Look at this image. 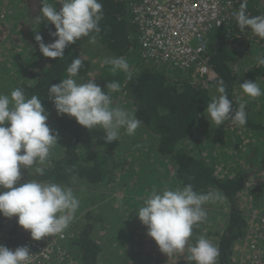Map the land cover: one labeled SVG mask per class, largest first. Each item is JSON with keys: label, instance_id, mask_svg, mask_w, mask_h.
I'll return each mask as SVG.
<instances>
[{"label": "trees", "instance_id": "1", "mask_svg": "<svg viewBox=\"0 0 264 264\" xmlns=\"http://www.w3.org/2000/svg\"><path fill=\"white\" fill-rule=\"evenodd\" d=\"M141 1L99 0L103 5V19L99 24L101 31L99 34L95 32L91 34L112 58L124 57L127 61L136 62L139 65L137 73L132 75L133 72L130 70L131 79L128 78L129 74L123 71L118 70L113 73L110 64L105 65L98 76H94L95 82L105 92L107 83L118 81L120 90L110 93L113 104L120 106L124 104L123 101H127L131 107V114L142 121L132 136L127 135L124 129H121L119 136L122 139L114 141L112 146H108L102 140L105 136L104 132L93 133L97 129L88 130L80 126L75 118L58 115L55 105L49 97V87L59 84L62 79L67 78L66 69L77 57L81 59L82 67L74 79H81L78 83L92 80L90 78L91 63L83 55L88 51L93 57L90 37H82L75 44H70L65 49L62 59L53 60L44 57L39 50L35 35H41L43 42L49 44L55 39L50 33L55 32L56 29L42 17L41 0H23L27 13L17 16L18 20L15 23L10 22L0 26V94L10 95L12 90L19 88L26 98L37 96L49 114L47 121L49 127L59 134L58 144L51 148L46 163L34 165L25 175H21V183L37 180L58 183L66 187L84 183L93 188L111 184L114 174L109 169L108 162L112 157L108 156V158L106 155L98 153L94 155L93 161L87 164L81 157V148H85L90 156L91 152H100V149H113L119 152L137 151L136 158L141 159L142 152H147V155L150 154L152 159L153 157L158 158L161 164L163 159H168L176 168V177L173 182V184L176 183V188H183L191 184L196 192H213L219 194L217 199H224L223 197L225 200L227 199L230 211L228 214L226 213L223 232L219 236V241H216L219 249L216 264H241L234 258L238 256L237 245L246 238L248 233L243 216L248 208L242 204L241 196L248 191L251 196H254L255 201L264 199L262 192L255 191L258 188L264 191V187H255L250 173L239 169L236 174L234 172L226 173L225 178H220L215 170V162L209 158H201L192 147L189 150V145L186 146V143L196 133L195 129L199 128L198 125L201 124L202 119L206 117L205 110L207 104L213 99L214 92L217 91L218 81L221 79L224 81L228 98H233L234 91L239 84V75L234 66L241 62L240 52L253 58L264 56L262 55L264 54V39L253 35L250 28L241 31L234 19L224 30L211 35L208 48L204 53L209 64V73L204 77L199 76L194 70L176 69L177 67L169 63L166 64L164 61L142 60L138 52L139 38H137V32L132 25L131 17L134 5L140 4ZM234 1L237 11L245 2V0ZM48 2L55 6L57 11L62 8V0H48ZM246 3L248 15H264V0H246ZM37 17L41 19L37 20ZM39 22H45L43 28L39 26ZM36 23L37 26H35ZM42 62L44 64L41 67ZM40 67L42 69L38 70ZM176 70L188 73V78L195 80L173 81L174 79L170 75ZM260 78H264V65L258 64L256 67H251L244 75V81H255ZM232 104L234 108L233 101ZM250 110L251 108L246 106V125H235L230 119L228 122L225 121L222 127L228 131H237L239 127L255 128L263 133L264 124L261 125V121L254 115L251 116ZM246 133L247 131L243 130L239 136L241 144ZM145 134L151 136L153 141L145 140ZM231 146H234V142ZM147 147L149 150L145 151ZM142 164L145 169V160L142 161ZM154 165L155 163H152L151 167ZM37 166L44 167L43 175L35 172ZM142 172L141 170L138 172V182L161 186L160 180H155V173L143 174L144 172ZM126 174L130 176L131 171H127ZM135 174H137L136 165ZM142 191L145 193L144 188ZM161 191V188L157 190V192ZM133 192V190L129 191L130 197H134ZM151 193L149 192V195ZM126 201L130 200L126 198ZM135 202L139 201L136 199ZM211 203L213 202L211 201ZM222 204H224V200L213 203L214 207H221ZM135 210L137 209L135 208ZM222 210L223 208L218 209V212ZM76 214L74 217H77ZM122 214L125 215L124 212ZM107 217H110L109 213L98 215V213L92 212L87 216L86 224L82 225L80 233H78L79 228L77 227L76 235L73 236L71 242H73L74 250L77 253L81 252V264L116 263L118 255L115 253L106 261L102 259L103 248L100 242L102 239L99 237L101 225L98 222H101L103 218L104 221H107ZM4 220H9L15 231L12 228L9 232L10 240L4 241L1 245L9 249L21 247L30 237V232L27 235V231L18 225L16 217L9 219L0 215V221ZM139 222V227L136 225L134 227L125 218L121 231L116 234V237L108 235L104 239L107 243L117 241L123 244V240L126 241L131 251L124 255V262L127 259L132 262L135 258V264H194L187 260L188 251L182 255L175 254L178 256L175 263L172 260L174 255L172 258L167 257L162 260L157 258L154 261L153 248L144 237L148 230L141 221ZM128 227L130 230H127ZM194 227L193 235L190 237L193 245L198 240L197 237H194V232L197 231ZM135 234L138 235V240H135ZM155 249H159L158 245ZM107 252L113 251L109 248ZM184 255L186 257H180Z\"/></svg>", "mask_w": 264, "mask_h": 264}, {"label": "clouds", "instance_id": "2", "mask_svg": "<svg viewBox=\"0 0 264 264\" xmlns=\"http://www.w3.org/2000/svg\"><path fill=\"white\" fill-rule=\"evenodd\" d=\"M41 4L42 17L56 29L50 33L55 39L49 44L43 42L41 35H35L43 56L53 60L62 59L70 44H75L82 37H90L93 57L88 51L85 53L89 56L85 53L83 55L91 63L90 74L93 69L100 68L109 54L99 41H95V36L91 35L101 31L99 24L103 19V5L99 0H62V8L59 11L48 0H41ZM246 8L245 0L234 13L238 27L241 31L250 28L253 35L264 39V15L250 16ZM131 17L138 38L139 33L133 23L132 13ZM39 19L41 18L37 17V20ZM96 48L98 54L94 53ZM138 48L139 57L142 60L147 59L139 43ZM105 62L112 66L113 73L123 71L128 73V78L131 79L129 64L124 57L109 58ZM257 62L264 65V56L257 57ZM81 67V59H73L66 69L67 78L49 87V97L57 114L75 118L80 126L88 130L98 128L101 133L103 130L105 136L102 140L108 146L122 139L119 136L121 129L129 136L134 135L142 121L125 111L124 104H113L111 99L110 93L118 92L120 83H107L106 92L95 80L78 83L81 79L76 81L74 78ZM95 75L98 76L97 73ZM240 88L250 98L264 95L256 81L246 80L240 84ZM217 91L219 95L207 104L206 118L210 117L211 122L217 126L229 119L235 125H246V102L240 103L234 109L222 79L218 81ZM48 119L49 114L37 96L26 98L19 88L12 90L10 95L0 94V215L9 219L16 217L18 225L27 231V235L30 232L34 241L62 234L79 208V200L70 187L37 180L21 183V168L29 170L34 165H44L51 148L58 144L59 134L49 127ZM44 171V167H35V172L39 175H43ZM215 198L213 192H196L191 184L175 190H153L139 208L137 216L146 226L147 235L167 257L183 253L187 247L189 262L216 264L219 249L209 239L201 236L194 245L189 244L193 227L207 217L203 206ZM243 216L245 218V212ZM12 228L15 231V228ZM1 244L0 242V264H30L33 254L27 246L18 247L13 251ZM239 245L240 243L238 247ZM75 258L82 263L81 255Z\"/></svg>", "mask_w": 264, "mask_h": 264}, {"label": "rangeland", "instance_id": "3", "mask_svg": "<svg viewBox=\"0 0 264 264\" xmlns=\"http://www.w3.org/2000/svg\"><path fill=\"white\" fill-rule=\"evenodd\" d=\"M0 0V6H3V8H9V9H4L8 11V14L10 16L8 17L9 22L15 23L20 14H26L27 9L26 6L23 4V0ZM45 22L39 23L40 27H44ZM47 25V24H46ZM37 26V23L35 24ZM94 53L98 54V49L94 50ZM87 56L89 54L85 53ZM264 55V54H262ZM112 58L109 56H106L104 59L103 64L101 65L100 68H95L92 70V74H90V78L94 80L95 74H99L100 71L102 70V67L107 65L105 62L107 59ZM103 59V58H101ZM127 61V60H126ZM240 64H237L234 66V69L237 70L238 75H239V84L236 87V90L234 91V96L233 98H230L229 100L234 102V108H237L240 103L246 102V106L251 108L249 111V114L252 116L254 115L259 121H261V125L264 124V95H261L258 98H250L247 95H245L240 88V84H242L244 81V75L249 71L251 67H256L258 66L257 58H253L250 55H245L242 52H240ZM129 64V69L133 72L131 73L132 75L137 73L139 71L138 67L139 65L133 62L127 61ZM43 62L41 63V67L43 66ZM93 65H95L92 62ZM96 66V65H95ZM38 68V70L42 68ZM3 69V67H1ZM171 78L174 79L173 81H193L195 79L193 78H188L189 75L188 73H183L179 70H176V72L172 73ZM174 78H173V77ZM197 78V77H196ZM77 79L76 81H78ZM258 85L260 86L262 92H264V78H260L258 80H255ZM253 81V82H255ZM219 95L218 91H215L213 94V97H217ZM123 101V109L125 111H128L131 114V107H129L128 102ZM201 121V124L196 127L195 132L198 134H194L186 143V146L189 145V150L191 147L193 150H195V153L198 154L201 158L204 159H212V161L215 162V170L218 173L220 178H225L227 176L226 173H231L234 172L236 174L237 169L240 171H245L249 167V161H255V158L257 157V154L253 156H245L241 157L243 155V146L245 145V139L247 138H253L255 141L257 140V136H261L262 140H264V132H260L253 129H246L244 127H239L237 131H228L225 128H223V124L221 126H217L214 123L211 122L210 117L207 119L204 117ZM230 121L226 120V122ZM230 129V128H228ZM101 129H98L94 131L93 133H101ZM245 130L247 133L244 136L243 143L241 144L239 140V136L242 133V131ZM149 133V132H148ZM145 140H150L151 136L148 134H145L144 136ZM236 141V143H235ZM234 142V146H231V144ZM263 146V144H262ZM229 147V148H226ZM225 148V149H224ZM128 149V148H127ZM227 152L224 153L222 150ZM264 149V146H263ZM149 148L145 149V151H148ZM57 152V151H56ZM55 152V153H56ZM89 152L85 150V148L80 149V154L82 159L84 160L85 163L90 164L93 159L94 155L101 153L102 155H106L107 157H112L109 158V169L113 172V182L108 185H101L97 186L95 188L89 186L88 184L84 183H78L74 187H70L74 195L78 198L79 200V208L76 211L77 217H74L72 222L70 223L69 227L67 229H72L75 228L77 232V227L79 228V232L81 231V227L83 224H86L85 222L87 221V216L91 214L92 212L98 213V215H103V214H108L110 217H107L108 220L104 221V218L102 219L101 222H98L100 224L101 229L99 230L101 237V243H102V248H103V257L102 259L104 261L107 260V258H111V256L115 253L118 255L116 259V263L114 264H135V259L130 262L128 259L126 262H124V255L128 252L131 251L129 246L126 244V241L123 240V244H120L119 242H105L104 239L108 235H112L116 237V234L121 231L122 227V222L126 218L130 224H132L134 227L135 225L139 227L140 225V220L137 216L138 210L140 207L143 206L144 202L143 200L146 199L149 196V192H153V190H158L161 188L162 190L164 189H172L175 190L177 189L174 182V178L176 177L175 175V166L168 161V159H163L162 164L158 160V158L149 156L147 155V152H142V159L141 158H136L135 151L127 152H119L113 149H100V152H91L92 155L88 154ZM264 154V150L262 151ZM230 155V156H229ZM227 156V157H226ZM145 160V169H144V164H142V161ZM49 161V160H48ZM152 163H155L153 167H151ZM135 165H136V170L137 174H135ZM264 170V168H262ZM143 171V174H148V173H155L156 177L155 180H160L159 183H161V186L157 187L155 185H150V184H141L138 182V172ZM29 170L25 168H21V175H25ZM127 171H131V175L128 176ZM139 177V176H138ZM127 179V180H126ZM254 180V186L255 187H264V180L262 179V176L255 175L252 177ZM111 180V181H112ZM168 182V183H166ZM139 183V184H137ZM144 183V182H142ZM256 184V185H255ZM144 188L145 193L141 190ZM133 190V196H129V191ZM262 191V194L264 196V191ZM259 192V191H257ZM215 194V193H214ZM219 194H215L217 197ZM254 196H251V194L246 191L243 193L241 196L242 204L244 205L245 208H248L250 205L253 204V201L251 200ZM130 200V201H126ZM222 198H215L212 200L213 203H217L218 201L224 200V204H222L221 207H214L213 203L208 202L205 204L203 207L205 208L207 212V217L204 221L200 222L198 226L196 225L194 227L195 230H197L195 233L194 237H197L198 239L201 236H204L205 238L209 239L215 246L218 247L216 241H219V236L222 234L223 229H224V220L226 219V213L230 211V205L227 202V199L225 200V197ZM133 201H132V200ZM138 200L139 202L136 203L135 200ZM132 205V206H131ZM256 206H260L261 208H264V199L260 201L259 199L256 200L255 203ZM254 205V206H255ZM131 207V208H130ZM135 208L137 210H135ZM222 211L218 212V209H222ZM132 211V212H131ZM125 213L122 214V213ZM247 212V210L245 211ZM80 218V219H79ZM12 226L10 225L9 220L6 221H0V242L4 243V241L10 240V235L9 232L11 231ZM66 229V230H67ZM127 230H130L128 227ZM135 240H138V235L135 234ZM145 239L148 240V244L152 246L153 251L152 255L155 256L154 261L158 259H167V256L163 254L160 249H155L156 248V243L153 239H151L147 234H144ZM117 240V239H116ZM245 240V239H244ZM243 240V241H244ZM153 241V243H152ZM243 241L240 242L241 245H243ZM112 244V245H109ZM189 244H192V241L189 239ZM111 248L113 252L108 253V249ZM74 250V248L72 247ZM70 249V253L73 251ZM155 249V250H154ZM136 252V249H134ZM106 252V254H104ZM185 252H187V247L185 248V251L183 253H177L178 255H182ZM81 252H74L73 255L74 257L81 255ZM238 255V252H237ZM173 256V255H172ZM171 256V258H172ZM178 256L174 254L172 260L173 263H175V259ZM180 257H186L180 256ZM188 257V255H187ZM115 261V260H114ZM238 261V260H237ZM187 263V262H186ZM166 264V263H165ZM188 264V263H187Z\"/></svg>", "mask_w": 264, "mask_h": 264}, {"label": "built area", "instance_id": "4", "mask_svg": "<svg viewBox=\"0 0 264 264\" xmlns=\"http://www.w3.org/2000/svg\"><path fill=\"white\" fill-rule=\"evenodd\" d=\"M215 6L214 13L206 16V9ZM4 9L9 8L0 6V26L9 22L10 14L7 15L8 11ZM236 12L234 0H142L141 9L131 13L145 58L152 60L155 55H160L176 69L194 70L203 77L209 72L203 59L207 50L209 18L214 16L215 32L226 28L235 19ZM185 24L191 25L187 34ZM189 36L194 39L193 43ZM251 200L253 204L245 212L248 233L244 244L236 250L237 259L241 264H264V208L256 206L253 198ZM74 235L76 230L72 228L50 241L49 237L40 241L30 237L26 244L33 254L30 264H81L73 251L70 253Z\"/></svg>", "mask_w": 264, "mask_h": 264}, {"label": "crops", "instance_id": "5", "mask_svg": "<svg viewBox=\"0 0 264 264\" xmlns=\"http://www.w3.org/2000/svg\"><path fill=\"white\" fill-rule=\"evenodd\" d=\"M39 23H42V22H39ZM7 24H8V22L5 25H7ZM102 132H104V131L102 130ZM256 139H257L256 141L253 138L245 139V145L243 146V155L241 157H245L247 155L254 157L257 154L255 161H251V160L249 161L250 165L245 171L249 172L251 177H253L255 175H259V176H262L261 180H264V170L262 169V168H264V154L262 153V151L264 150L263 149L264 140H262L261 136H257ZM262 144H263V146H262ZM226 148H229V147H226ZM224 149L222 150V152L227 154V152L224 151ZM122 152H124V151H122ZM136 152L137 151H135V155H136ZM259 200L261 201L263 199H259ZM224 222H225V220H224ZM237 247H238V245H237ZM237 257L238 256L234 257L236 261L238 260Z\"/></svg>", "mask_w": 264, "mask_h": 264}, {"label": "bare ground", "instance_id": "6", "mask_svg": "<svg viewBox=\"0 0 264 264\" xmlns=\"http://www.w3.org/2000/svg\"><path fill=\"white\" fill-rule=\"evenodd\" d=\"M138 9H141V3L140 4H138V5H134V7H133V9H132V12H135V11H138ZM215 9H216V6L213 8V9H206V11H205V15L206 16H208L209 14H212V13H214V11H215ZM210 21H209V24L206 26V30H208V36H207V39L205 40V44L207 45V48H208V45H209V41H210V38H211V35L213 34V33H215L214 32V16H211L210 18ZM190 29H191V25H189V24H185V26H184V31H185V34H187L188 32H190ZM140 41V40H139ZM189 41L191 42V43H193L194 42V39H192L190 36H189ZM206 52V51H205ZM204 52V53H205ZM204 59V61L208 64V61L205 59V57L203 58ZM160 61H164L166 64L168 63L166 60H162L161 59V57H160V55H155L153 58H152V62H160ZM208 66H209V64H208ZM216 194V193H215ZM58 235V234H57ZM54 236H56V235H54ZM54 236H50L49 238V240L48 241H50V240H52V238L54 237ZM31 237V236H30ZM29 237V238H30ZM28 238V239H29ZM28 239L23 243V245L22 246H26V244H27V241H28ZM45 239V238H44ZM16 248H11L10 250H15Z\"/></svg>", "mask_w": 264, "mask_h": 264}, {"label": "water", "instance_id": "7", "mask_svg": "<svg viewBox=\"0 0 264 264\" xmlns=\"http://www.w3.org/2000/svg\"><path fill=\"white\" fill-rule=\"evenodd\" d=\"M262 189L261 188H258V189H256L255 191H259V193H261L262 191H261ZM254 191V192H255Z\"/></svg>", "mask_w": 264, "mask_h": 264}]
</instances>
